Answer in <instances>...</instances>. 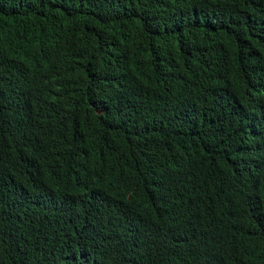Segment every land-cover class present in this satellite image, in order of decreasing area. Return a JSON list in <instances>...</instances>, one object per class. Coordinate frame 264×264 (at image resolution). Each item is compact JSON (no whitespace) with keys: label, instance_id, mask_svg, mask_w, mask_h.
<instances>
[{"label":"trees","instance_id":"trees-1","mask_svg":"<svg viewBox=\"0 0 264 264\" xmlns=\"http://www.w3.org/2000/svg\"><path fill=\"white\" fill-rule=\"evenodd\" d=\"M0 264H264V0H0Z\"/></svg>","mask_w":264,"mask_h":264}]
</instances>
